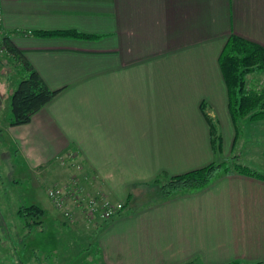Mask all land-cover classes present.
<instances>
[{
    "label": "crops",
    "instance_id": "1",
    "mask_svg": "<svg viewBox=\"0 0 264 264\" xmlns=\"http://www.w3.org/2000/svg\"><path fill=\"white\" fill-rule=\"evenodd\" d=\"M0 30L58 90L10 126L20 73L0 61V137L27 169L73 157L123 204L95 236L102 264H264V179L232 172L137 199L162 173L231 156L264 174V120L233 124L218 65L231 34L264 48V0H0ZM53 30L98 37L35 34ZM204 114L221 137L216 153ZM241 124L258 139L245 141Z\"/></svg>",
    "mask_w": 264,
    "mask_h": 264
},
{
    "label": "rangeland",
    "instance_id": "2",
    "mask_svg": "<svg viewBox=\"0 0 264 264\" xmlns=\"http://www.w3.org/2000/svg\"><path fill=\"white\" fill-rule=\"evenodd\" d=\"M2 36L0 30L1 66L4 70L19 74V64L6 52ZM259 73L247 75V84L250 76L254 75L258 80L254 84L264 87V80L259 78ZM241 132L246 135L245 141L254 142L258 139L256 132L244 131L242 124L240 136ZM231 158L236 160L235 156H231L223 161ZM72 160V157H59L27 169L11 144L0 137V264H102L101 259L93 255L99 250L95 236L108 221L86 218L83 209L74 206L70 195L61 208L48 196L51 187L67 186L75 175L81 176L80 191L89 195L103 191L95 184L88 169L80 161ZM72 163L79 164L80 170L75 169ZM158 195L159 186L151 185L145 187L137 199L143 202ZM29 204H37L44 210L40 224L31 223L30 217H23L17 212L18 208ZM68 212L69 216L65 214ZM53 222L55 224H49Z\"/></svg>",
    "mask_w": 264,
    "mask_h": 264
},
{
    "label": "trees",
    "instance_id": "3",
    "mask_svg": "<svg viewBox=\"0 0 264 264\" xmlns=\"http://www.w3.org/2000/svg\"><path fill=\"white\" fill-rule=\"evenodd\" d=\"M35 34L81 39L98 37L77 30L35 31ZM2 44L6 52L19 64L20 73V79L11 94L10 115L7 123L10 126L26 124L58 90L47 87L41 76L21 51L10 42L7 35L2 36ZM218 65L226 85L228 111L233 124L236 125L244 118L251 121L264 120V87L246 82L247 75L264 70V48L255 42L231 34L219 52ZM204 116L209 126L211 149L216 153L221 148V137L214 121L207 114ZM232 172L264 179L263 173L231 158L221 162L212 161L203 167L181 174L162 173L161 177L155 179L153 183L159 186V192L163 197H170L179 192L204 188L219 175ZM17 212L23 217H30V222L35 224L41 223L40 217L44 214V210L37 204L20 207ZM93 255L94 258L101 259L100 250L95 251Z\"/></svg>",
    "mask_w": 264,
    "mask_h": 264
},
{
    "label": "built area",
    "instance_id": "4",
    "mask_svg": "<svg viewBox=\"0 0 264 264\" xmlns=\"http://www.w3.org/2000/svg\"><path fill=\"white\" fill-rule=\"evenodd\" d=\"M72 161H74V158ZM72 166L80 170L79 164L72 163ZM79 179H81V176L75 175L73 178H70L67 186H55L48 190L49 198L54 201L58 208L63 206L64 201L70 195L74 206L80 209L82 208L86 218H97L101 222H105L121 211L123 205L109 201L103 191H96L93 195H89L85 191H80ZM65 214L69 216V212Z\"/></svg>",
    "mask_w": 264,
    "mask_h": 264
}]
</instances>
